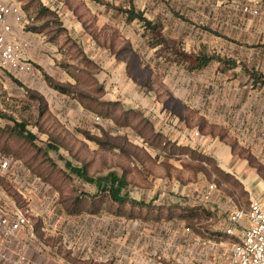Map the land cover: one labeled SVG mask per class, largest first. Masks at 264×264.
<instances>
[{
    "label": "rangeland",
    "instance_id": "rangeland-1",
    "mask_svg": "<svg viewBox=\"0 0 264 264\" xmlns=\"http://www.w3.org/2000/svg\"><path fill=\"white\" fill-rule=\"evenodd\" d=\"M5 1L24 7L31 3V0ZM44 1L63 15L69 13L59 0ZM82 1L98 14L101 24L112 25L116 35L131 42L135 54L158 73L173 97H183L186 104L217 123L231 135L238 151L245 149L241 143L250 146L256 155L252 163L264 176V87L254 89V82L242 71L245 66L264 75V16L246 10L263 0H105L119 7L133 3L149 20L159 21L167 41L157 48L152 47L155 37L146 32L143 23L98 4L100 0ZM33 8L31 4L30 13ZM29 26L25 13L18 31L23 34ZM15 38L20 44L27 43L22 48L26 57L29 42ZM201 49L232 59L242 68L224 74L214 61L205 70L192 73L184 70L183 65H197L188 53ZM26 83L20 74L0 68V113L30 122L38 143L49 150L59 170L66 168V161L79 166L84 159L87 163L92 160L91 174L99 176L119 172L123 164L132 162L131 194L138 193L146 201L156 197L157 203L166 208L171 207V201L180 207L197 205L208 185H216L209 182L214 178L209 170L197 177L185 170L180 158L168 157L160 150L151 152V147L131 128L118 127L111 120L97 121L75 100L58 99V94L39 75L34 85ZM39 107L45 110L38 125L40 131L35 126ZM8 124L7 118L0 117V126ZM165 125L161 123L163 128ZM170 126L178 128L177 123ZM127 143L137 146L133 159L129 158L130 148L127 147L129 152L119 148ZM0 146L7 153L23 154L33 163L34 152L21 141L3 139ZM2 153L0 160L10 159L8 168L0 171L5 200L30 217L33 230L23 229L18 234L7 251V259L0 260V264H25L17 255L20 248L28 264H219L236 242L224 232L231 212L185 219L164 216L129 220L111 214L104 207L105 211L98 215H71L68 209L73 205L75 189L94 191L93 186L57 173L59 192L31 173L23 161ZM151 155L156 161L153 167ZM35 162L42 163L43 174L50 172L43 161L36 158ZM151 176L158 190L151 189Z\"/></svg>",
    "mask_w": 264,
    "mask_h": 264
},
{
    "label": "crops",
    "instance_id": "crops-1",
    "mask_svg": "<svg viewBox=\"0 0 264 264\" xmlns=\"http://www.w3.org/2000/svg\"><path fill=\"white\" fill-rule=\"evenodd\" d=\"M42 1L45 3L44 0ZM59 1L63 2V5L69 11L67 15H63V13L57 10L63 22V27L67 30L64 35L62 34L52 39V35L48 30L34 32L27 29L21 34L20 30L18 31V24L11 23L13 35L29 42L25 59L36 67L37 77L39 75L45 79L48 87L58 94V99L62 97V99L75 100L85 112L93 115L95 120L99 116L95 114L93 105L100 103L104 109L109 108L110 112H115L112 114V118L103 119L100 117V119L111 120L116 125V121H118V118L123 113L131 110L141 111L145 118L151 121V143L145 141L132 127L121 128H131L135 131L140 139L151 147V152L160 150L168 157H178L180 155L178 158L181 159L180 161L185 170L197 177L201 173H204L205 169L209 170L210 175L214 177L210 178L209 182L214 181L217 185L212 200L205 202L201 198L200 200L202 201L201 203H197L198 206L185 207H180L174 204L176 201H171L170 206L172 208L177 207L179 211L181 210V213H191L200 217L207 215L221 216L228 214L235 208L237 203L248 206L255 199L264 201V176L250 161L256 160V155L252 153V148L249 145L251 149L241 143L246 150L238 151L235 144H233L234 140L231 135L221 130L217 123L210 121L199 110L186 104L183 97H173L171 89L158 73L152 71L135 54L131 42L125 41L116 35L112 25L108 23L101 24L98 14L90 7H87L82 0ZM45 4L49 5L48 3ZM98 4L106 6L109 9H114L128 18L119 10L126 7H119L113 2L105 0L98 1ZM151 21L156 24L160 23L152 19ZM86 22L87 24L93 23L94 27L87 29L84 24ZM67 36L71 42L67 41ZM151 36L153 35L151 34ZM154 41L153 48L161 46L160 44L154 45ZM124 46H128L129 48L123 50ZM200 51L189 52L188 54L193 55ZM131 57H135L137 63L129 70L128 66ZM216 62L218 68L220 66L219 71L224 74H227L231 70H241L240 67H237L224 71L223 65L218 61ZM183 66H186L183 69L189 73L207 69V67L190 69V65ZM141 70L144 72L143 78H140L139 74L136 75ZM242 71L250 78L247 72ZM102 74L103 76H101ZM20 77L24 82H27L26 84L31 86L34 85L37 79V77L33 78L27 74H20ZM47 79H50L54 84L67 87L74 94H80L81 96L61 93L53 89ZM146 79L148 82H146ZM252 87L259 89L263 88L264 85L254 84ZM104 103L116 105L113 109V106H102ZM178 105L180 106L178 107ZM158 116L159 118L155 120L154 118ZM172 119L177 122H173ZM163 122L164 125L167 123L164 128L161 126ZM170 123H177L178 128H174V126L169 127ZM196 131L200 133V136L196 137L194 135ZM134 147L137 146L134 145ZM152 157L153 155H151V167L156 163ZM202 157L209 158L210 163ZM132 165V162L123 164L119 168L120 173H118H123V166L132 167ZM212 165L216 166L223 176L212 171ZM133 173L134 170L129 175L130 195L139 197L138 193L131 194L132 184L130 178ZM153 179L151 176V189L155 190L157 189V185ZM235 184L239 186L237 187ZM244 192L245 194H243ZM155 198L152 197L151 201L155 200L156 205H162L158 204V200ZM103 211L105 209H102L98 214H101ZM180 218L184 219L183 217Z\"/></svg>",
    "mask_w": 264,
    "mask_h": 264
},
{
    "label": "trees",
    "instance_id": "trees-1",
    "mask_svg": "<svg viewBox=\"0 0 264 264\" xmlns=\"http://www.w3.org/2000/svg\"><path fill=\"white\" fill-rule=\"evenodd\" d=\"M33 4V13H30V7ZM22 5V4H21ZM23 10L28 15L30 20V26L27 27L28 31L34 32H43L48 30V32L52 35V39L57 38L60 35L66 34V28L63 27V22L61 21V17L56 9L52 8L50 5L45 4L42 0H31L29 5L25 7L22 5ZM29 9V10H28ZM124 15H126L131 20H138L145 25L146 31L152 34L155 37L154 45L161 44L166 42L167 40L163 37L161 33V28L158 24L149 20L143 11H139L135 8L133 3L130 4L129 7L120 8L119 9ZM41 23L40 25H35ZM85 24L87 29L94 27V24ZM67 41L71 42L70 38L67 36ZM129 47L124 46L123 50H127ZM197 65L192 67L191 65L189 68H205L211 62L218 61L223 65L224 71L240 67L242 66L237 62L233 61L232 59L223 58L217 55H210L204 51H200L197 54H193L190 56ZM188 57V58H190ZM135 57H131V61L129 63V70L137 63ZM179 62H183L179 60ZM134 63V64H132ZM250 75V78L253 80L254 84L264 85V75L261 73L256 72L255 70H251L246 68L245 66L243 69ZM140 75V78L144 77V72L141 70L136 75ZM148 79V77H147ZM146 79V80H147ZM50 86L58 90L64 94H71L75 96H81L80 94H74V92L64 86L54 84L50 79H47ZM15 82L21 84L17 79ZM148 82V80L146 81ZM32 98L38 99V96L31 95ZM93 105V104H92ZM116 104L111 103H104L102 106L112 107L115 108ZM93 109L95 114L103 119L112 118V114L115 113L114 111L110 112L109 108L104 109L101 107V104H94ZM112 109V110H113ZM40 116L39 121L35 123V126L40 131V124L39 123L42 118L44 117L45 110L39 107ZM93 112V113H94ZM0 117L7 118L10 121V124L6 125L5 127L0 126V142L5 139L6 142L11 139H17L25 144L30 152H34L33 163L27 161L24 158V155L21 153H7L5 149H2L0 146V153L3 155V151L6 154L12 155L13 158L23 161L25 166L33 173L35 176L39 177L45 183L51 185L57 191H59V183L56 179V174L66 175L70 179L78 178L82 183L88 184L94 187V191H89L86 189H82V191L78 192V189H75V197L73 198V205L71 208L68 209V213L71 215H80L83 213L88 214H98L104 207L108 208V211L116 216L124 217L129 220H137V219H149L151 220L154 218L161 219L162 217H168L174 219L176 216H180L185 218L193 217L195 214L191 213H181L179 209L176 208H166L162 205L158 206L155 204V200L146 201L143 198L135 197L130 195V182H129V175L134 170L131 166H123V173L119 174L116 171L108 172L104 175H93L91 174V167H92V160L88 161V163L83 161V163L79 166L74 165L71 161H66L65 169L58 168L55 161L51 158L49 150L42 147L38 143V136L35 133L30 125L31 123L27 120H18L14 117H8L7 115L0 113ZM43 121V120H42ZM117 125L120 127H132L135 129L139 135L145 139V141L151 143V121L145 118L144 114L141 111L131 110L128 112L123 113L119 118ZM39 125V126H38ZM154 128V127H153ZM152 128V129H153ZM203 128V127H202ZM201 128V130H202ZM90 139L92 137L89 136ZM49 144H52L53 141L50 140ZM127 147L130 148L133 152L127 150ZM122 151L129 152V158L133 159V155H136L134 150L137 147L134 145L127 143V145L119 146ZM3 150V151H2ZM73 152V149H69ZM175 154V153H174ZM10 156V157H12ZM36 158H38L41 162L43 161L47 167L50 168V172L43 174L41 168L42 163L37 164ZM205 158L209 163V158ZM251 163L253 162L250 160ZM254 164V163H252ZM41 172H40V171ZM212 170L218 174H222L220 170L212 165ZM70 172V173H69ZM223 176V175H221ZM227 178V177H224ZM237 187L238 184H235ZM60 192V191H59ZM245 194V192L243 193ZM107 210V209H106Z\"/></svg>",
    "mask_w": 264,
    "mask_h": 264
},
{
    "label": "built area",
    "instance_id": "built-area-1",
    "mask_svg": "<svg viewBox=\"0 0 264 264\" xmlns=\"http://www.w3.org/2000/svg\"><path fill=\"white\" fill-rule=\"evenodd\" d=\"M246 10L254 15L264 16V0L258 6ZM24 14L22 5L0 0V68L12 74H27L36 78V68L22 53V48L27 43H18L12 31L11 23H21ZM96 120L101 119L96 117ZM194 135L198 137L200 133L196 131ZM9 163L8 158L0 160V171L6 170ZM216 188L215 184L209 185L202 199L205 202L211 201ZM230 212L224 232L234 237L236 242L226 259L219 264H264V201L255 199L248 206L238 204ZM23 229L33 230L30 217L9 205L0 187V260L7 259L10 245L17 241L18 234ZM17 255L23 263L28 264L21 248Z\"/></svg>",
    "mask_w": 264,
    "mask_h": 264
}]
</instances>
